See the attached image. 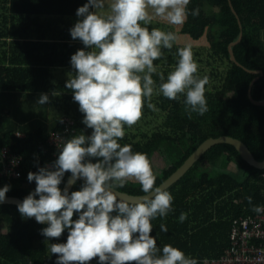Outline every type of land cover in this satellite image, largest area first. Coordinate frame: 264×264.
Masks as SVG:
<instances>
[{
	"label": "trees",
	"instance_id": "trees-1",
	"mask_svg": "<svg viewBox=\"0 0 264 264\" xmlns=\"http://www.w3.org/2000/svg\"><path fill=\"white\" fill-rule=\"evenodd\" d=\"M32 1L0 0V94L49 92L54 95V103L63 118L56 124H49L48 118L35 121L21 117L20 124H14L8 122V111L0 108V147L7 146L11 153L22 159L20 177L0 179V188L10 185L6 196L21 200L36 187L34 181L27 180L28 173L51 167L58 159L60 149L51 144L50 137L52 133L64 134L66 119L72 123L65 134L68 139L81 134L89 136L92 132L82 123L84 115L74 102L71 90L65 87L66 83L54 84V70L47 67H71V56L86 49L81 41L73 40L71 36L43 35L39 38L42 40L32 41L29 33L20 32L25 30L15 24L20 18L25 19L27 27L31 16L40 14ZM55 1L68 2V7H61L68 9L57 8L51 11L53 14L73 18H80L76 12L88 2ZM187 8L189 15L180 32L195 40L206 32L208 34L207 68L211 72L202 73L198 66L197 73L199 78H208L205 85L208 111L202 116L192 113L189 118L185 111V94L178 100H169L160 92L159 85L167 81L168 74L178 63V50L183 48L173 45L170 50L162 49L163 56L154 61L156 67L166 66L161 73L157 68V73L153 74L157 99L152 95L150 100L156 99V112L149 109L151 101L146 99L142 119L130 128L125 126V136L118 141L121 146L131 145L133 152L147 154L151 165L154 156H159L163 165L155 173V186L166 181L209 138L229 136L239 139L257 161H264V106L254 105L249 98V89L257 74L236 64L229 52V46L242 33V41L232 49L245 67L263 70L252 87V96L257 101H264V40L261 36L264 0H190ZM194 9L199 10L197 16L191 15ZM192 52L194 60L202 62L199 51ZM214 62L222 63L224 68L218 70ZM160 74L164 76L163 81ZM145 121L144 126L139 125ZM92 162L96 161L93 159ZM69 177L70 173H66L61 189ZM83 183L78 180L71 192L81 190ZM118 191L145 194L135 181H129ZM166 191L174 198V211L151 222V235L156 238L157 247L162 249L164 245H172L196 259L198 264H206V260L219 258L229 247L233 221L256 213L252 210L254 205L263 206L264 170L251 166L234 146L218 144ZM248 197L252 198V204ZM181 213L187 214L183 222L179 221ZM78 215L74 213V221ZM162 223L168 229L166 233L160 230ZM47 226L33 218L22 217L15 205H0V227L5 228V233L0 234V264H55L57 257L50 251L51 244L66 243L68 231L65 230L59 239H47L41 235V230ZM89 264H99L98 257Z\"/></svg>",
	"mask_w": 264,
	"mask_h": 264
},
{
	"label": "clouds",
	"instance_id": "clouds-1",
	"mask_svg": "<svg viewBox=\"0 0 264 264\" xmlns=\"http://www.w3.org/2000/svg\"><path fill=\"white\" fill-rule=\"evenodd\" d=\"M189 3L112 0L106 8V0H88L78 8L76 15L81 19L70 35L86 50L71 56L74 76L65 87L84 115L82 123L92 132L66 140L51 167L29 172L27 180L35 182V190L17 205L22 217H34L40 224L47 222L41 230L45 238L59 239L68 231L66 243L51 244L50 251L57 257L55 264H89L97 257L99 264H198L172 245L157 247L151 222L174 211V198L155 186L156 175L147 154L133 152L131 145L118 142L125 136V126L130 128L142 119L145 100L153 95V74L157 73L154 61L163 56L162 49H172L177 40L173 32L149 30L142 24L160 17L171 25H182L189 15ZM198 14V9L191 12L193 16ZM178 57L159 90L169 100L185 94L189 118L192 113L202 116L208 111V78L197 76L198 64L189 47L180 48ZM160 79L164 80L163 74ZM36 103H50L49 96L42 93ZM148 107L154 109L151 103ZM66 173L70 177L61 189ZM78 180L84 181L81 190L69 194L68 186ZM129 181L139 183L145 193L138 202L117 195ZM10 187L0 188V202L6 200ZM247 199L252 204V198ZM252 210L264 213V206L254 205ZM74 213L79 214L75 221ZM186 219L187 214L181 213L179 221ZM160 230L168 231L163 223Z\"/></svg>",
	"mask_w": 264,
	"mask_h": 264
},
{
	"label": "built area",
	"instance_id": "built-area-1",
	"mask_svg": "<svg viewBox=\"0 0 264 264\" xmlns=\"http://www.w3.org/2000/svg\"><path fill=\"white\" fill-rule=\"evenodd\" d=\"M65 124L67 128L64 134L52 133L50 137L51 144L57 149H61L68 140L65 134L72 123L66 119ZM21 160V157L11 153L7 146L0 147V179H18L21 173ZM205 263L264 264V213H254L235 219L231 227L229 247L222 256L206 260Z\"/></svg>",
	"mask_w": 264,
	"mask_h": 264
},
{
	"label": "rangeland",
	"instance_id": "rangeland-1",
	"mask_svg": "<svg viewBox=\"0 0 264 264\" xmlns=\"http://www.w3.org/2000/svg\"><path fill=\"white\" fill-rule=\"evenodd\" d=\"M112 0H106V8L110 6ZM150 12L152 11L151 9L149 10ZM107 14V12H105ZM144 27H148L149 30L152 28H158L162 31L165 32H173L177 36V40L174 42L173 45L175 46H182V47H189L192 51H199L201 54L202 62H199L198 59H196V63L198 64L199 67H201V72L202 73H209L210 68H207V57L209 54V41H208V34L207 32L205 35L198 39L195 40L191 38L188 35L182 34L180 32L181 25L175 26L167 23L165 20H163L160 17H154L151 23L144 25ZM168 29H167V27ZM263 40H264V35H263ZM217 64L218 70L223 69L224 66L222 63L219 62H214ZM160 65V64H158ZM166 67L164 65H161L157 67L159 70L158 72L161 73V70ZM62 72H67L70 70H61ZM157 93L153 92V97H156ZM40 95H35V94H27L24 92H16V93H9V94H0V108H5L8 111V122L14 123V124H20L21 117H28L31 118L35 121L38 120H45L49 119V124H56L58 120H61L63 117L62 112H60L56 108V103H54V99H49L50 103L45 104V105H39L37 104V100L39 99ZM156 99L150 100L151 104L154 105L153 108H149L152 111L156 110ZM156 112V111H155ZM149 119V117L146 118ZM145 122L139 123L140 126H144L146 124ZM153 123V122H151ZM163 165L162 160L159 158V156L155 155L152 169L154 171V174L156 173L157 169L161 168ZM5 233V228L0 227V234Z\"/></svg>",
	"mask_w": 264,
	"mask_h": 264
},
{
	"label": "water",
	"instance_id": "water-1",
	"mask_svg": "<svg viewBox=\"0 0 264 264\" xmlns=\"http://www.w3.org/2000/svg\"><path fill=\"white\" fill-rule=\"evenodd\" d=\"M230 6H231V10H232L233 14L238 18L239 25L241 26V22H240V19H239L237 13L235 12V10L231 4H230ZM242 38H243V35L241 33L239 39L229 46V52L231 55V59L236 64L244 67L249 72L257 74V77L254 78V80L251 83V87L249 89V98L254 105L264 106V101H257L252 96V87L260 79V75L263 74V70L262 69L252 70V69H248L247 67H245L242 63H240L237 60L235 52L232 49L233 46L239 44L242 41ZM218 144H228V145L234 146L239 151V153L241 154V156L243 157V159L246 162H248L251 166H253L257 169L264 170V161H257L255 159L254 155L252 154V152L250 151V149L248 148V146L244 142H242L239 139L233 138V137L220 136L218 138H209L206 141H204L195 150V152L192 153V155L184 162V164L176 172H173L171 174V176L166 181H164L162 184H159L157 187H161L162 189L167 190L170 186L177 184L185 176V174L194 166V164L202 158V156L206 152H208L211 148H213L215 145H218ZM81 181H83V180H81ZM74 185L75 184L68 186L69 194L71 193ZM65 186H66V184H65ZM117 195L122 200H127L130 202H138L145 194L144 195H132V194H128V193L121 192V191L117 190ZM22 201L23 200H21L17 197L6 196V200L4 202H0V205L10 204V205L17 206ZM33 219H35V218L33 217ZM44 224H47V222Z\"/></svg>",
	"mask_w": 264,
	"mask_h": 264
},
{
	"label": "crops",
	"instance_id": "crops-1",
	"mask_svg": "<svg viewBox=\"0 0 264 264\" xmlns=\"http://www.w3.org/2000/svg\"><path fill=\"white\" fill-rule=\"evenodd\" d=\"M32 3L35 5L37 10H40V14H38L37 16H31V18L28 20L27 27L24 18H20L18 20V23H15L18 25L20 30L25 29L20 32H25L30 34V36L32 37L31 38L32 41L42 40L39 38H41L43 35L45 36L53 35L58 37L62 35H67L69 37L71 36L70 30L74 27L75 23L81 19V18H73L66 14H64V16H60L61 13L53 14L51 12L53 10H56L57 8L61 10L68 9V8H64V9L61 8L63 6L68 7V2H60V1L56 2L55 0H33ZM263 35H264V31L261 34L262 39H263ZM66 41H73V40H66ZM57 43H63V42H57ZM47 67H52L51 69L54 70V77L52 79V82L54 84L66 83L68 79H71L74 76L71 67H54V66H47ZM61 70H70V71L62 72ZM41 94L42 93L37 95H41ZM47 95L49 96V99H53L54 97V95L50 94L49 92L47 93Z\"/></svg>",
	"mask_w": 264,
	"mask_h": 264
}]
</instances>
